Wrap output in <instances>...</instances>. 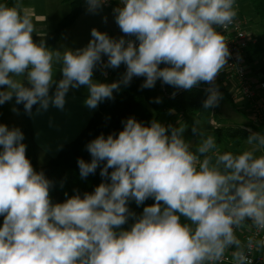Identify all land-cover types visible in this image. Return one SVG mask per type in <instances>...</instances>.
Listing matches in <instances>:
<instances>
[{"label":"clouds","instance_id":"clouds-1","mask_svg":"<svg viewBox=\"0 0 264 264\" xmlns=\"http://www.w3.org/2000/svg\"><path fill=\"white\" fill-rule=\"evenodd\" d=\"M87 3L96 12L110 0ZM113 13L119 38L94 28L85 48L61 54L34 40L33 17L20 0L0 2V105L14 99L30 115L34 105L63 109L69 89L85 86L84 103L94 109L134 77L144 78L142 89L158 80L184 90L207 83L203 108L219 105L215 81L230 51L217 27L234 23L236 0H119ZM54 63L62 65L58 82ZM121 65L120 81H94L97 68L106 74ZM122 123L118 135L87 145L90 162L78 161L81 178L100 169L102 182L55 204L52 182L34 168L21 129L0 123V264H216L233 247L234 264H252L245 248L253 238L242 242L236 229L250 220L264 232V136L249 135L253 149L218 154L209 135L193 152L184 127L135 117ZM149 199L139 217L130 211V201ZM129 219L135 222L125 229ZM255 246L264 247V238Z\"/></svg>","mask_w":264,"mask_h":264},{"label":"trees","instance_id":"trees-1","mask_svg":"<svg viewBox=\"0 0 264 264\" xmlns=\"http://www.w3.org/2000/svg\"><path fill=\"white\" fill-rule=\"evenodd\" d=\"M63 1L70 3L71 11L49 30L48 38L51 50L56 47L63 31L75 24L85 11L82 0ZM5 2L9 5H13L16 0H5ZM248 2L257 18L255 21L251 20V22H254L253 24H257L258 26H262L261 33L257 32V34H260L261 43L252 56L253 58H258L260 52L264 48V0H248ZM163 66L164 65H162V67ZM125 72L126 67L122 65L112 74L110 79L102 82L112 83L120 81ZM159 82L161 83L159 88L163 93V104L165 110L169 113V119L172 120L174 117L179 116L180 113L204 115L208 118L209 114L212 112L213 108H203V103L207 99L208 93L206 90L210 87L209 84L201 83L198 86H194L191 90H184L164 84L160 80ZM143 83V77H134L128 85L121 84L118 90H114L112 98L105 99L98 104V111L91 117L81 133L73 141L65 144L57 156L45 165H39L37 162L30 114L25 111L23 104L16 105L14 99L10 102L11 109L13 107L18 109V116L21 119L19 128L24 134L23 143L27 146V156L31 160L36 171L43 172L45 177L52 182L51 198L54 204L64 202L67 198L76 195L77 192L80 195H83L85 192H92L95 187L102 182V178L99 175L100 169H97L95 174H90L86 178H81L80 176L78 161L80 159L91 161V156L87 151V145L92 140L101 134L107 136L115 132L118 135L119 131L122 130L124 126L122 122L130 117H135L145 125H150L154 120L159 122L162 109H160L159 104L152 96L154 87L142 89L141 85ZM215 86L222 96L219 105L215 107L212 115L213 123L218 126L214 127L215 131L240 146L243 142H246L249 135L252 134L245 130V128H251L256 133L264 136V129L254 124L252 120L247 117H245L243 123H239L236 121L229 122L224 120L226 118L219 115V111H221L225 102H228L231 108H236L237 105L232 101L228 88L219 86L217 81H215ZM174 93L175 95H173ZM36 107L37 105L33 106L32 112ZM190 150L193 151L191 148ZM226 151L227 150H223L219 152V154H223ZM201 158L203 159V157ZM213 161H215L214 155ZM221 170H223L222 166ZM152 203H154V200L149 199L145 202V205L137 206L134 201H130L129 209L139 217L143 211V207L151 205ZM181 221L182 223L190 222L183 217ZM134 222V219H129L128 223L124 225V228L129 229ZM0 224H2V219H0Z\"/></svg>","mask_w":264,"mask_h":264},{"label":"crops","instance_id":"crops-1","mask_svg":"<svg viewBox=\"0 0 264 264\" xmlns=\"http://www.w3.org/2000/svg\"><path fill=\"white\" fill-rule=\"evenodd\" d=\"M111 1V7H103L96 12H91L89 11L87 0H82L85 11L75 24L63 31L53 50L59 51L62 54L65 51H76L77 49L85 48L92 39L91 32L94 28L101 32H107L114 38H119L122 33L115 23V16L113 13V9L119 6V0ZM0 2H5V0H0ZM20 3L33 17V23L35 25V31L33 33L34 40L37 43L43 41L50 49L48 38L49 30L59 20L70 13V3L64 2L63 0H20ZM105 16L107 17V22L104 20ZM104 60L106 62L107 57H104ZM61 66L60 63H54V80L57 82L63 78L62 73L60 72ZM119 68L104 69L103 71L106 74H102L100 68H97L93 79L96 82L108 80ZM54 92L55 85H53L50 90V95L54 94ZM87 98L88 90L85 86H81L79 88L69 89L65 95L63 109L56 107L52 103L49 104L47 110L40 109V105H37L36 109L30 115L37 162L40 160L45 161L55 158L62 147L73 141L86 127L91 117L98 111V106L94 109L86 106L84 102ZM162 112L169 115L166 110H163ZM242 113L245 117L249 115L246 111ZM15 114L17 113L13 112L10 108V102L0 105V123L7 124L10 128L19 127L21 119L17 114L18 119L16 120L14 116ZM250 116L249 119H251ZM181 120L182 119L180 118V120L177 121L173 119L166 122L159 118V122L162 125H171L172 127H178ZM250 147L253 149L254 146ZM261 152L262 150H257L256 156H259ZM214 153L219 154V152ZM253 228L254 226H252V222L248 220L242 227L236 229V235L242 242H244L245 236L252 231ZM234 251V247L230 248L226 254L232 255Z\"/></svg>","mask_w":264,"mask_h":264},{"label":"built area","instance_id":"built-area-1","mask_svg":"<svg viewBox=\"0 0 264 264\" xmlns=\"http://www.w3.org/2000/svg\"><path fill=\"white\" fill-rule=\"evenodd\" d=\"M112 6V1L105 8ZM251 19L237 17L227 30L217 27V31L225 35L230 51V56L225 67L218 74L216 81L228 83L232 101L237 106L249 107L252 111L251 120L254 124L264 129V48L258 58L252 56L260 46V34L250 30ZM184 114L179 117L183 119ZM250 133H256L251 128H245ZM262 154V153H261ZM260 154V155H261ZM202 159V158H201ZM253 238L254 246L245 254L252 264H264V247L257 248L255 241L264 238V232H259L255 227L244 239ZM207 264V262H206ZM216 264H234L232 255L226 254Z\"/></svg>","mask_w":264,"mask_h":264},{"label":"rangeland","instance_id":"rangeland-1","mask_svg":"<svg viewBox=\"0 0 264 264\" xmlns=\"http://www.w3.org/2000/svg\"><path fill=\"white\" fill-rule=\"evenodd\" d=\"M236 2L238 6V16L237 17L248 18L254 21L257 19L253 11L251 10L248 0H236ZM261 28H262L261 25L258 26L257 24H252L250 30L254 33H257V32L261 33ZM217 82L219 83V86H222V87L228 86V83L224 82L223 84L222 80H219ZM159 85H161V83L158 80L152 90V96L155 99V101H157V103L159 104L160 109H162V111L163 110L165 111V106L163 104V93H162V90L159 88ZM222 107H221L222 109L220 108L221 111H219V115L221 117L226 118L224 120H227L229 122L239 121V123H243L245 121V115L242 112L246 111L249 114L247 118H249V116L252 114V111L249 107L237 106L236 108H231L228 102H225ZM162 111L160 113V119L162 121L169 122L171 120L169 119V115L165 114ZM14 116L17 120L18 119L17 114H15ZM173 119L177 121V120H180V117L176 116ZM179 123L180 125L178 127L185 128L184 138L190 144L191 149L194 152H196V149L199 146V144L202 143V141L206 139L209 135L215 138L216 144H217V148L213 150V153L227 150V151H231L233 154H239L245 150L252 149L250 146H254L253 148L256 147L255 143L250 145L246 141V142H243L242 145L240 146V145L233 143L229 139H226L225 136H223L222 134L220 135L219 132L215 131L214 129L215 126H212V124L209 122V119L205 117L204 115L184 114L183 119ZM194 126L197 127V130H198V134L196 135H194L192 132V128ZM200 133H202V135ZM213 153H210V154H213ZM255 155H257L256 152H255ZM49 161L50 160H45V161L40 160L38 164L45 165Z\"/></svg>","mask_w":264,"mask_h":264},{"label":"water","instance_id":"water-1","mask_svg":"<svg viewBox=\"0 0 264 264\" xmlns=\"http://www.w3.org/2000/svg\"><path fill=\"white\" fill-rule=\"evenodd\" d=\"M215 107L212 109V112L209 114L208 119L212 126L218 127L216 124L213 123L212 115L214 113Z\"/></svg>","mask_w":264,"mask_h":264}]
</instances>
